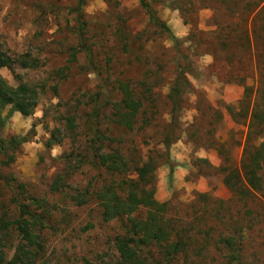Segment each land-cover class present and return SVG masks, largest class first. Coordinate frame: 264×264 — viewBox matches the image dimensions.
Returning a JSON list of instances; mask_svg holds the SVG:
<instances>
[{
	"label": "rangeland",
	"instance_id": "374dc122",
	"mask_svg": "<svg viewBox=\"0 0 264 264\" xmlns=\"http://www.w3.org/2000/svg\"><path fill=\"white\" fill-rule=\"evenodd\" d=\"M148 1L180 44L148 23L138 0H86L81 34L67 10L77 0H0L3 49L38 61L36 69L2 68L0 75L16 86L18 74L40 91L33 114L12 113L0 131V139L21 143L13 161L5 165L7 158L0 157V217L18 218L13 200L40 213L43 208L31 204L38 199L49 216L38 230L43 250L35 264H118L114 239L125 234L127 221L104 222L93 195L105 185L118 187L124 198L126 187L118 183L136 178L134 166L150 163L154 198L166 203L165 221L187 245L172 264H228L232 256L223 242L229 238L238 249L237 264H264V162L256 188L242 171L243 160L264 140L261 123L252 124L253 115H264V0ZM179 71L190 86L173 124L168 94ZM120 82L141 101L132 130L110 116L121 98ZM93 108H100L99 129L112 139L105 152L125 157V174H111L88 159L77 162L91 139ZM66 117L74 119L72 133ZM168 133L175 141L165 152ZM204 149L216 158L201 157ZM169 162L175 165L172 181ZM228 175L239 186L236 192L223 181ZM57 177L65 185L53 192ZM79 198L85 202L77 204ZM0 237L8 262L19 235L12 226Z\"/></svg>",
	"mask_w": 264,
	"mask_h": 264
},
{
	"label": "trees",
	"instance_id": "16d2710c",
	"mask_svg": "<svg viewBox=\"0 0 264 264\" xmlns=\"http://www.w3.org/2000/svg\"><path fill=\"white\" fill-rule=\"evenodd\" d=\"M138 2L151 26L165 32L175 46L181 43L172 34L169 27L157 17L148 0H138ZM85 4L86 0H77L76 5L67 8L69 14L74 15V22L78 28L77 32L80 34L82 29L86 27L82 13V8ZM175 8L182 10V5L177 3ZM83 49L87 53V63L91 70L96 73V64L89 50L85 46ZM77 52L78 50L71 53L70 58L72 60L76 57ZM2 68H6L12 73L14 68L33 70L38 68V61L27 53L10 55L3 49L0 42V70ZM184 74V71L178 72L168 94V99L172 106L171 119L173 124H176L174 120H176L177 114L181 111L183 92L190 86ZM14 77L17 81L16 86L8 84L0 75V131L12 113L17 112L27 117L33 114L38 105L40 91L22 82L20 75L15 74ZM118 91L121 93V98L112 105L110 116L114 118L113 122L117 125L127 130H132L141 108V101L136 98L134 92L125 83H118ZM7 107L9 109L6 115L3 116L2 111ZM100 115V108H93L88 115L87 123L91 139H89V143H86L85 151L76 155V157H79L77 162L81 163L80 161L83 159H88L90 164L98 168H104L111 174H125L128 171V162L125 157L117 150L105 152L106 148H108L105 142H111L112 139L105 136L99 129ZM252 119V124L256 126L261 123V128L258 126V129L264 134V115H253ZM63 120L65 121L66 131L72 133L75 129L74 119L66 117ZM253 127L255 126L250 127L247 137L251 134V128ZM50 140V142L53 141V144L56 143L52 136ZM174 141L171 138V133L163 135L162 145L165 152L168 151ZM47 143H49V140ZM20 144L14 137L9 140L0 139V157L7 158V161L2 164L7 165L14 160L13 154ZM9 153L11 154L9 155ZM262 162H264V140L259 144L256 153L250 158H245L242 162L243 177L253 188H256L259 180L257 173L261 168ZM72 168L77 167L72 166ZM174 168V163L169 162V181H172ZM153 172L154 168L150 163L134 166L133 173L136 178L122 180L121 183H118L119 188L126 187V196L124 198L116 192L115 189L118 187L105 185L93 195L102 207L101 216L104 222L123 221L124 219L127 221V224L123 227L125 234L114 239V247L119 256L118 264H172V261L178 255L186 251V242L180 238L174 224L170 221H165L166 203H159L154 198ZM237 180L240 182L239 179ZM223 181L234 192L239 189L237 183L234 185L233 178L229 175ZM150 184L151 187H146ZM64 185L62 177H57L51 185V190L58 192ZM81 198H79L80 201L76 202L77 204L85 202ZM13 202L18 209V218L14 221H5L3 217H0V230L7 231L14 226L16 233L19 235L20 244L11 260L7 262L4 251L5 245L0 237V264H35L36 259L43 250V241L38 230L45 228L46 224L44 222L48 219V210L42 206L40 200L35 198L32 199L31 204L37 208H43L40 213L30 210V205L21 204L17 200H13ZM140 209H144V216H142ZM223 243L232 256L228 264H237L239 256L234 240L225 239ZM152 248L156 250V255H159V258H155Z\"/></svg>",
	"mask_w": 264,
	"mask_h": 264
},
{
	"label": "crops",
	"instance_id": "0c3cea01",
	"mask_svg": "<svg viewBox=\"0 0 264 264\" xmlns=\"http://www.w3.org/2000/svg\"><path fill=\"white\" fill-rule=\"evenodd\" d=\"M209 151V152H208ZM217 153L215 151L211 150H202L201 157L208 158L209 160L214 157L216 158Z\"/></svg>",
	"mask_w": 264,
	"mask_h": 264
}]
</instances>
